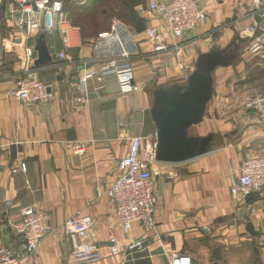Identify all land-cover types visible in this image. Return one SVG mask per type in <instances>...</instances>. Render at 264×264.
I'll return each instance as SVG.
<instances>
[{
	"label": "crops",
	"instance_id": "0c3cea01",
	"mask_svg": "<svg viewBox=\"0 0 264 264\" xmlns=\"http://www.w3.org/2000/svg\"><path fill=\"white\" fill-rule=\"evenodd\" d=\"M199 1L207 20L178 49L170 45L163 52L154 50L146 32L148 27L165 32L147 0L135 6L142 30L113 18L94 38H84L68 18L48 31L41 13L27 31L15 23L12 3L0 2V242L20 247L10 222L27 206L46 211L50 224L28 264H172L176 254L188 255L191 264H264V196L237 203L230 194L242 162L264 154V126L245 117L244 92L237 95L248 88L243 80L253 68L250 55L258 54L259 42L264 45V19H255L254 38H241L239 32L253 22L249 0ZM43 46L50 62L37 66ZM110 60H129L131 83L140 89L124 82L128 75L112 73L89 79L83 91L81 73ZM199 67L210 74L212 96L186 135L201 138L200 153L183 162L155 163V227L144 233L134 225L125 233L104 191L130 137L157 139L152 109L159 98L167 100L168 111L180 107ZM29 70L48 84V98L21 103L7 97L6 90ZM66 140L86 142L85 152L72 153ZM20 162L25 171L17 169ZM72 215L94 220L75 239L97 247L92 262L74 257V240L64 229ZM249 222L258 235L247 231ZM137 240L142 247L130 249Z\"/></svg>",
	"mask_w": 264,
	"mask_h": 264
},
{
	"label": "built area",
	"instance_id": "2783aa9c",
	"mask_svg": "<svg viewBox=\"0 0 264 264\" xmlns=\"http://www.w3.org/2000/svg\"><path fill=\"white\" fill-rule=\"evenodd\" d=\"M3 0H0V2ZM81 1V0H74ZM16 15V24L25 26L30 31L37 22L36 15L41 13L44 27L48 31L59 28L66 22L67 14L63 11L61 0H9ZM148 11L156 13L162 19L165 32L156 27H148L146 32L154 42V50L163 52L171 47L178 49L188 39L190 33L207 20V10L199 0H147ZM247 14L252 18L251 25L239 32L241 38H254L258 31L256 18L264 19V0H249ZM165 33V34H164ZM167 34V35H166ZM66 40V39H65ZM59 57H64L59 53ZM133 70L129 60H110L85 69L80 75L83 91L89 79L116 73L126 74V84L133 90L140 87L131 83L130 73ZM7 97H15L21 103H35L48 98V84L38 78L36 72L29 70L16 85L6 90ZM80 99V98H78ZM247 119L259 121L264 126V90L253 91L242 100ZM86 142L66 140L64 145L74 154L81 155L86 150ZM157 139L145 140L139 135L130 137L126 153L117 162V173L106 187L105 195L115 217L125 233L134 225L144 233L152 232L156 223V202L154 165L156 162ZM26 170V164L20 162L17 168ZM17 169H13L16 171ZM237 181L230 187V194L235 202L244 201V197L255 191L258 197L264 196V154L246 158L239 170ZM9 204V202H8ZM92 217L79 215L69 216L64 221L65 231L74 240V257L77 262H92L98 258L97 247L92 243L77 242L75 239L86 229L93 226ZM12 231L21 239L20 247L13 249L0 242V264H28L40 241L50 229L49 215L44 210L27 206L21 210V217L10 222ZM143 240L133 241L129 248H141ZM114 253L116 250H113ZM172 264H191L188 255L176 254Z\"/></svg>",
	"mask_w": 264,
	"mask_h": 264
},
{
	"label": "water",
	"instance_id": "95a60500",
	"mask_svg": "<svg viewBox=\"0 0 264 264\" xmlns=\"http://www.w3.org/2000/svg\"><path fill=\"white\" fill-rule=\"evenodd\" d=\"M39 57L35 65L43 66L50 62L47 49L38 47ZM192 92L186 101L174 111L167 110V100L160 97L152 109V116L157 128L156 161L178 163L189 160L200 153L201 138L188 137L186 129L201 121L207 102L212 96V83L208 70L199 67L191 78ZM257 193L251 191L245 195L244 200L251 203L257 198ZM247 231L252 235L258 232L249 222Z\"/></svg>",
	"mask_w": 264,
	"mask_h": 264
},
{
	"label": "trees",
	"instance_id": "16d2710c",
	"mask_svg": "<svg viewBox=\"0 0 264 264\" xmlns=\"http://www.w3.org/2000/svg\"><path fill=\"white\" fill-rule=\"evenodd\" d=\"M61 1L63 4V11L66 14L68 13L67 16H70L72 13L71 18H68L70 23L80 29L84 38H94L101 32L107 30L110 27L113 18L130 23L138 30H142L144 28L142 18L139 17L135 10V6L138 3H142L143 0H95L89 11V14L95 15V20L90 18L91 28L88 33L86 32L85 24L82 25L77 21V19H74V17L76 18L78 15L76 12L77 8L72 9L71 7L77 6V1ZM251 70H249V72Z\"/></svg>",
	"mask_w": 264,
	"mask_h": 264
},
{
	"label": "rangeland",
	"instance_id": "374dc122",
	"mask_svg": "<svg viewBox=\"0 0 264 264\" xmlns=\"http://www.w3.org/2000/svg\"><path fill=\"white\" fill-rule=\"evenodd\" d=\"M95 0H81V1H77V6L75 7H71L72 9H75L77 8L76 12H77V16L76 18L74 17V19L81 23L82 25L85 24V29H86V32H90V28H91V22L90 20H95V15H91L89 14V11H90V8L92 7V5L94 4ZM71 13V12H70ZM68 14V13H67ZM70 15V14H69ZM72 15V13H71ZM71 15L70 16H67V18H71ZM91 18V19H90ZM258 47V51H257V55L255 56H251L250 55V61H251V64H250V67H253V69L248 72V74H245L244 76V80L243 82H248L246 84H248V88H240L237 90V95H241V93L244 92V96L242 98H240V101L243 100V98L246 96V95H249L248 93H251L252 89H263L264 88V59H262V56L263 55L262 53H264V45L261 44L259 42V45L257 46ZM247 55H249L247 53ZM246 55V57H247ZM235 78V76H233ZM243 91V92H242ZM211 99V98H210ZM209 102V101H208ZM242 104V102H241ZM186 134L188 135V128L186 129Z\"/></svg>",
	"mask_w": 264,
	"mask_h": 264
}]
</instances>
